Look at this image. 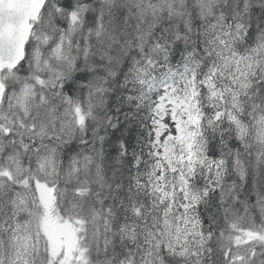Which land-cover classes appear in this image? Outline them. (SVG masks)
<instances>
[{
    "label": "snow or ice",
    "instance_id": "1",
    "mask_svg": "<svg viewBox=\"0 0 264 264\" xmlns=\"http://www.w3.org/2000/svg\"><path fill=\"white\" fill-rule=\"evenodd\" d=\"M0 264H264V0H0Z\"/></svg>",
    "mask_w": 264,
    "mask_h": 264
}]
</instances>
